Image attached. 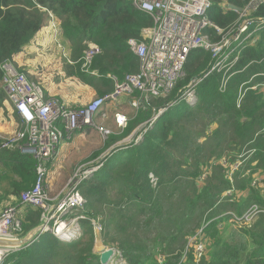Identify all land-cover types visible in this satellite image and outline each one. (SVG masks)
I'll return each mask as SVG.
<instances>
[{"label":"trees","instance_id":"trees-1","mask_svg":"<svg viewBox=\"0 0 264 264\" xmlns=\"http://www.w3.org/2000/svg\"><path fill=\"white\" fill-rule=\"evenodd\" d=\"M211 1L209 18L224 33L205 32L213 42L232 38L252 0ZM45 8L60 19V31L71 42V73L99 95L114 90L106 74L139 71L128 40L140 39L141 29L153 21L132 0H0V62H11L33 39L45 24ZM246 18L255 35L229 48L238 61L226 89L221 90L223 73L204 76L212 67L211 52L191 51L183 76L167 96L130 116L127 128L110 136L98 159L102 165L81 182L87 200L80 211L87 216L80 221L81 234L62 240L42 232L33 243L11 251L6 263L102 264L91 220L101 216L106 246L119 248L128 264H264V211L250 225L230 224L231 212L241 216L254 204L264 210V4ZM89 42L100 49L92 61L98 76L82 69ZM3 77L0 67V83ZM198 78L197 99L190 104L181 98ZM6 98L0 93V108ZM155 109H165L158 122L138 131ZM18 161L35 175L31 155L21 153ZM257 177L261 181L254 183ZM41 222L42 210L27 207L25 233ZM197 229L207 246L199 262L189 243Z\"/></svg>","mask_w":264,"mask_h":264},{"label":"built area","instance_id":"built-area-1","mask_svg":"<svg viewBox=\"0 0 264 264\" xmlns=\"http://www.w3.org/2000/svg\"><path fill=\"white\" fill-rule=\"evenodd\" d=\"M133 5L152 18V25L144 27L140 32V39L131 38L128 44L131 50L138 56L140 67L137 73H108L106 77L114 83V90L97 96L88 104L80 107L63 105L55 99H48L43 87L36 81L30 80L23 72H19L12 62H0L4 71L0 90L13 101L15 108L21 116L19 128L2 143L4 149L20 150L24 154L31 155L35 160V181L31 188L20 194L22 206H8L0 210V237L16 238L25 234L23 214L27 207L32 206L42 210V220L47 223L42 232H50L62 240H68L80 234V221L87 216L81 214L87 200L80 190L83 179L93 175L102 165L100 161L94 162L85 168L79 169L68 182V190L64 198L53 208L50 203L48 191L49 162L56 154L59 144L65 139H71L75 133L85 130L89 126L98 127L96 118L103 115L104 109L109 103L118 101L120 97L128 96L129 105L137 115L140 111H147L154 98L166 97L174 87L177 79L183 76V67L189 54L196 48L208 50L212 54V72L223 73L221 90L226 89L230 77L235 73L233 66L238 61V56H232L229 50L233 42L238 44L255 35V29L250 30L253 24L246 18L247 13L258 4H264V0H252L249 6L242 11V21L238 25V31L232 38H224L221 42H213L205 32L208 28L215 29L219 34L223 29L214 24L209 18L212 8L211 0H132ZM227 8L226 4H223ZM48 19L54 33L61 30L60 20L50 10L45 8ZM252 38L251 43H254ZM100 52L99 46L94 42L88 43L82 57V69L91 76L100 75L92 68L95 55ZM231 60L229 62V59ZM68 62L73 63L70 57ZM202 79L193 81L182 95V100L192 104L197 99V86ZM264 88V84L262 85ZM257 88V87H254ZM166 109V108H165ZM165 109L154 110L152 117L141 124L138 131L146 129L147 125L154 126ZM114 121L120 131L127 128L130 116L120 110L114 114ZM105 138L112 132L108 128H100ZM128 136L125 142L130 139ZM138 134L136 139H140ZM1 158V157H0ZM242 165V161L235 163V169ZM259 178V179H257ZM254 181H261L257 177ZM152 182L156 178L151 175ZM79 211L78 213H76ZM264 210L258 205H252L243 215L237 216L231 212L230 222L234 226L250 225L254 219ZM95 240L105 232L102 217L91 218ZM53 224H51V222ZM41 232V233H42ZM190 237V245L196 247V262H199L206 251L202 229ZM102 243V242H100ZM103 244V243H102ZM112 248L114 255L107 264H118L113 261L114 256L119 257L120 264H128L119 248L103 246L102 252ZM13 250L0 248V264L6 263L7 255Z\"/></svg>","mask_w":264,"mask_h":264},{"label":"crops","instance_id":"crops-1","mask_svg":"<svg viewBox=\"0 0 264 264\" xmlns=\"http://www.w3.org/2000/svg\"><path fill=\"white\" fill-rule=\"evenodd\" d=\"M55 34L56 33H54L51 29L50 24L47 25L45 21V24L37 32L33 39L14 56L12 63L19 72L25 73L30 80H35L39 83L43 87L48 98L49 96H55L63 102V105L70 107L81 106L84 102L82 93L84 87L83 84L88 88L95 90L96 93L97 90L83 83L78 77H75L71 73V63H68L67 65L65 70L66 76L63 80L69 86L68 93L76 94V98H71L70 96L65 97V91H63L64 94H62L61 92L52 90V87L54 86L53 83L49 84L48 79H40L43 74L49 75L52 70L51 67L57 66L59 69L63 65V61L65 59L68 61V57L71 58V42L64 37L63 32L60 31L57 38L54 36ZM40 49H45L46 55L53 53V55H55L54 61L52 62L51 57H49L40 65H36L41 62L40 59L35 57V53ZM67 70H69V72H67ZM46 71L49 72L43 73ZM110 80L105 81H109L114 86L113 81ZM0 90L5 91L4 87H1ZM97 95L99 96L98 93ZM129 99L130 97L124 96L120 97L116 102L109 103L104 109L106 117L104 118L103 115L100 114V116L96 118V123L101 125L107 123L108 126H116L114 114L118 110L129 114V116L133 118L136 114L129 105ZM126 108H130L131 113L125 111ZM20 122L21 116L17 112L13 101H11L7 96L4 101V107L0 108V210L8 206H17L20 208L22 206L20 200L21 192L31 188L34 183L35 175L31 174L27 167L18 161L20 160L22 152L20 150L2 148V143L6 137L10 136L19 128L18 127L16 129ZM100 128L106 127L98 126L96 128L94 126H89L85 130L75 133L71 139H65L58 145L56 154L49 162L50 174L47 188L48 191H50V203L53 206H56L60 200L65 197L68 190L67 179L76 164L80 162H91L90 164H93L98 161L101 156L105 155V148L111 142L110 136H112V134L108 138H105L103 133L100 131ZM113 132L115 134L117 133L116 131ZM3 134L8 135L4 137ZM101 137L105 139L103 149H101L100 145ZM120 142L121 140L114 142L111 146L115 143V145H117ZM60 171L61 175L52 174V172L58 173ZM61 184H64L63 187ZM60 185L61 189L59 188ZM58 188L60 190H58ZM102 248L103 246L97 245L98 251H102Z\"/></svg>","mask_w":264,"mask_h":264},{"label":"rangeland","instance_id":"rangeland-1","mask_svg":"<svg viewBox=\"0 0 264 264\" xmlns=\"http://www.w3.org/2000/svg\"><path fill=\"white\" fill-rule=\"evenodd\" d=\"M51 22H52V18L50 17L49 19H48V17L46 18V24L47 25H49V24H51ZM35 57L37 58V59H40L41 60V62L40 63H38V64H36V65H40L41 63H43V61L45 60V59H47V58H49V57H51V61L53 62L54 61V57H55V55H53V53H51L50 55H46V50L45 49H40L38 52H36L35 53ZM11 62H13V61H11ZM68 61L65 59L64 61H63V65L58 69V67L57 66H53V67H51V71H50V73H49V75H47V74H43L42 76H41V78L40 79H48L49 80V84L50 83H53L54 84V86L52 87V90H56V91H58V92H61L62 94H64V92L63 91H65V97H67V96H70L71 98H76V94H69L68 93V90H69V86H68V84H66L65 83V81L63 80L64 78H65V73H66V68H67V65H68ZM47 72H49V71H46V72H43V73H47ZM67 72H69V70H67ZM36 79V78H35ZM33 81H35V80H33ZM41 82V81H40ZM83 91H82V93H83V97H84V102H83V104H88V103H90L92 100H94L98 95H97V93L95 92V90H93V89H90V88H88L86 85H84L83 84ZM68 88V89H67ZM52 92V91H51ZM51 92H50V94H51ZM48 99H55L56 101H58V102H60V103H63L62 101H60V99L59 98H57V97H55V96H49V98ZM66 104V103H65ZM72 105V104H71ZM125 111H128V113H131V109L130 108H126L125 109ZM127 115H129V114H127ZM20 126V124L16 127V129L18 128ZM99 126H104V127H106V128H108V129H110L112 132L113 131H116V132H119L120 130H119V128L117 127V126H115L114 125V127L113 126H108L107 125V123H104L103 125H101V124H99ZM120 133V132H119ZM8 135V134H7ZM7 135H4L3 134V136L5 137V136H7ZM100 145H101V149H103V147H104V142H105V139H103L102 137H101V139H100ZM98 144V143H97ZM90 149H92V148H90ZM89 149V150H90ZM88 150V151H89ZM110 150L111 149H109V150H107V152L106 153H108V152H110ZM98 158V157H97ZM96 159V158H95ZM90 163L91 162H89V163H83V162H80V163H78V164H76L75 166H74V168L72 169V171H71V173H70V176L68 177V179H67V186H68V182H69V180L71 179V177L75 174V172L77 171V170H79V169H82V168H85V167H87L88 165H90ZM61 173V171L60 172H58V173H53L52 172V174L53 175H61L60 174ZM49 174H50V170H49ZM257 179H259V178H257ZM256 179V180H257ZM63 183H65V182H63ZM62 185V184H61ZM61 185H60V189H61ZM64 185V184H63ZM63 185H62V187H63ZM58 188V190H60ZM49 197H50V191H49ZM79 211H77L76 213H78ZM53 222L54 221H52L51 222V224H53ZM221 224V223H220ZM219 224V225H220ZM230 224H231V226L233 225L231 222H230ZM235 227H237V226H235ZM198 230V229H197ZM81 232L82 231H80V234H81ZM199 232V230L197 231V233ZM104 235L102 234V236L101 237H98V242H97V244H96V247H97V245H99V246H105L106 245V243L104 242ZM192 237V236H191ZM193 237H195V236H193ZM192 237V238H193ZM190 239V238H189ZM100 242H102V243H100ZM101 244V245H100ZM112 260L113 261H117L118 262V264H120L121 263V261L119 260V257H116V256H114L113 258H112Z\"/></svg>","mask_w":264,"mask_h":264},{"label":"water","instance_id":"water-1","mask_svg":"<svg viewBox=\"0 0 264 264\" xmlns=\"http://www.w3.org/2000/svg\"><path fill=\"white\" fill-rule=\"evenodd\" d=\"M231 8L241 11L237 7L231 5ZM53 206V205H52ZM55 206H53L54 208ZM47 223V219H43L42 222L27 231L23 236L16 238H8V237H0V248L10 249V250H18L21 249L34 241H36L40 235V233L44 230L45 225ZM114 255V250L112 248L101 253V263L107 264L110 258Z\"/></svg>","mask_w":264,"mask_h":264}]
</instances>
